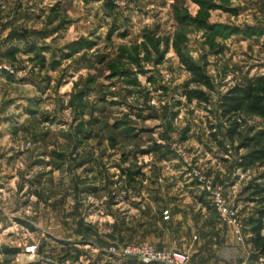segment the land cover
Here are the masks:
<instances>
[{"label": "rangeland", "instance_id": "rangeland-1", "mask_svg": "<svg viewBox=\"0 0 264 264\" xmlns=\"http://www.w3.org/2000/svg\"><path fill=\"white\" fill-rule=\"evenodd\" d=\"M178 52L212 80L210 107L182 97ZM2 66L0 264H142L122 253L139 243L255 262L246 189L264 166L242 172L245 151L211 133L225 142L218 95L264 74V0H0ZM206 185L237 209L242 242Z\"/></svg>", "mask_w": 264, "mask_h": 264}, {"label": "trees", "instance_id": "trees-1", "mask_svg": "<svg viewBox=\"0 0 264 264\" xmlns=\"http://www.w3.org/2000/svg\"><path fill=\"white\" fill-rule=\"evenodd\" d=\"M177 56L183 70L189 74L188 82L182 89V97L187 104L195 102L206 108L210 107L212 105L210 95L216 93L212 80L199 64L181 52H178ZM217 111L219 119L225 124V142L220 141L214 133H211L217 147L225 153L228 148L234 149L236 152L244 150L245 153L239 157L237 163L238 169L242 172L263 167L264 128L248 127L246 121L250 117L264 119V74L248 78L244 84L233 85L224 93L219 94ZM207 112L211 111L207 110ZM210 130L212 131L213 128L211 127ZM129 174L137 176L134 172ZM259 179L263 180L262 184H252L246 189L247 192H250V200L257 205L254 217L248 220L249 244L256 254L255 262L260 257H264V237L261 236L264 217V172ZM4 251L16 253L13 250L4 249Z\"/></svg>", "mask_w": 264, "mask_h": 264}, {"label": "built area", "instance_id": "built-area-1", "mask_svg": "<svg viewBox=\"0 0 264 264\" xmlns=\"http://www.w3.org/2000/svg\"><path fill=\"white\" fill-rule=\"evenodd\" d=\"M6 69L3 66L0 67V71ZM205 189L210 209L217 214L220 220L231 227L236 241L242 242L244 240V228L240 222L237 209L231 206L221 188L206 185ZM164 214L167 216L168 211H164ZM261 236L264 237V217L262 219ZM122 253L135 257L142 264H187L189 261L186 252L159 251L148 243L126 246ZM257 264H264V257H260Z\"/></svg>", "mask_w": 264, "mask_h": 264}, {"label": "crops", "instance_id": "crops-1", "mask_svg": "<svg viewBox=\"0 0 264 264\" xmlns=\"http://www.w3.org/2000/svg\"><path fill=\"white\" fill-rule=\"evenodd\" d=\"M256 263V262H255Z\"/></svg>", "mask_w": 264, "mask_h": 264}]
</instances>
